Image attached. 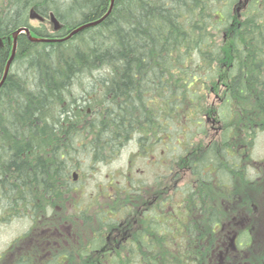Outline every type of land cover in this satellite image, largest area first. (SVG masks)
Here are the masks:
<instances>
[{
	"label": "trees",
	"instance_id": "16d2710c",
	"mask_svg": "<svg viewBox=\"0 0 264 264\" xmlns=\"http://www.w3.org/2000/svg\"><path fill=\"white\" fill-rule=\"evenodd\" d=\"M7 1L0 5V81L17 29L28 27L35 38L64 37L102 18L110 3ZM30 9L47 19L53 13L61 30L30 27ZM74 15L79 20L69 21ZM15 66L23 76L12 72ZM208 125L215 135L198 147L194 139ZM263 131L264 0H114L101 23L66 41L18 36L0 87V201L11 215L29 213L34 222L38 203L57 202L62 189L73 192L86 163L112 159L135 141L143 157H159V178L186 169L195 184L147 207L138 204L142 180L133 185L132 172L120 183L113 177L104 190L114 193L94 196L97 205L108 197L112 203L92 217L86 216L91 206L80 210L91 227L82 248L92 260L84 264H228L253 238L247 225L236 236L222 231L225 210L213 190L237 215L231 187L251 181L254 143ZM138 207L136 223L114 242L111 236ZM79 249L54 245L44 263H35L44 257L33 251L15 264H75Z\"/></svg>",
	"mask_w": 264,
	"mask_h": 264
},
{
	"label": "rangeland",
	"instance_id": "374dc122",
	"mask_svg": "<svg viewBox=\"0 0 264 264\" xmlns=\"http://www.w3.org/2000/svg\"><path fill=\"white\" fill-rule=\"evenodd\" d=\"M5 2L8 3L7 0H0V5H5L3 4ZM62 3H65L64 0L60 2V5ZM78 20L79 16L76 15L69 18L71 22ZM28 23L33 28L44 27L49 32L54 31L48 19L43 24H40L37 20H29ZM12 72L20 77L24 74L23 69L16 68V66L12 69ZM85 80L81 84L75 85L72 92L80 91V87L83 86L82 83H85ZM210 103L212 104L214 101L210 100ZM208 129L209 131L205 136L198 135L194 139L195 145L198 147L204 146L215 135L209 125ZM162 149L163 147L158 149L156 153H160ZM158 159L159 157L153 159L148 156L143 157L138 153L135 141H132L112 159L94 164L86 163L83 166V171H80L79 176L75 178L77 181H75L73 192L68 193L62 189V194L57 202L51 199L38 203L41 210L34 215V222L31 221L29 213L11 215L9 209L4 210L5 202L0 201V259H2V263L14 264V259L17 256L31 254L33 251L35 256L43 255L44 257L50 254L48 248H53L54 245L60 250L62 248L67 249L70 246L80 247L79 252L76 253L75 264H84L86 260H92L88 255L86 246H83L85 249L82 248L84 239L90 233L91 227L84 220L83 222L80 220V217H82L80 210L85 213L87 212L86 207L91 206L86 216L92 217L91 214L96 211L95 209H101L106 202L111 204L113 197H108L105 200L101 199L100 205L102 206H100L97 205L94 196L114 193L111 189L104 190L105 187H109V181L113 177L119 179L117 181L120 183L121 179L125 178L126 175H131L132 172L133 185L140 184L137 181L142 180L146 184V190L143 192L138 204L140 206L147 205V207L161 199L171 198L176 194V190L183 185L195 184L194 178L186 169H180L179 171L175 169L170 176L164 175L162 179L159 178L163 169L160 170L159 165L156 164ZM253 159L255 165L251 167L252 169L250 168L248 174L251 181L245 182L239 179L231 187L230 195L234 200L231 208L236 211L237 215H233L232 211L228 210L230 206L225 201L226 196H220V189L213 190L215 192V195H213L214 200L220 202L222 209L225 210L222 231L234 230L247 225L253 238L251 246L243 253L233 255L234 259L228 264H260L261 254L264 251V164H262L264 161V131L257 134ZM124 199V196L120 197L118 205ZM174 202H177L176 199ZM177 203L180 204V200ZM138 209H135L132 215L129 211V216L125 220L121 219V221L123 220L121 230L115 231L114 236H111L114 238V242L119 241L121 235L131 229V223H136L138 211L141 210V207H138ZM64 216L68 218L72 216L73 218L67 220V222H62L60 217L65 219ZM235 219L239 221L236 222ZM72 221L75 225L72 224ZM239 224L241 225L239 226ZM15 240H19L16 245L14 244Z\"/></svg>",
	"mask_w": 264,
	"mask_h": 264
},
{
	"label": "water",
	"instance_id": "95a60500",
	"mask_svg": "<svg viewBox=\"0 0 264 264\" xmlns=\"http://www.w3.org/2000/svg\"><path fill=\"white\" fill-rule=\"evenodd\" d=\"M113 5H114V0H110L109 8L102 18L98 19L97 21L80 24L77 27H75L74 29H72L71 31H69V33L64 37H60V38H35V37L31 36V32H30V29L28 27H20L19 29H17L11 35V37H12L11 54H10V57L8 58V60L6 62L4 73H3L2 79L0 81V87L2 86V84L4 83V81L8 75L10 65H11V63L14 59L15 53H16L17 38L20 34L26 35L27 39L31 42H34V43H36V42H63V41H66V40L72 38L73 36L77 35L78 33L82 32L83 30L101 23L110 14V12L113 8ZM28 18H29V20H37L39 22L44 21V18L41 15H39L34 9L29 10ZM49 21L52 24L54 32H58L59 30H61L62 25L60 24V22L57 20V18L54 16L53 13L49 14ZM2 46H3V40L0 38V48Z\"/></svg>",
	"mask_w": 264,
	"mask_h": 264
},
{
	"label": "flooded vegetation",
	"instance_id": "af4514ba",
	"mask_svg": "<svg viewBox=\"0 0 264 264\" xmlns=\"http://www.w3.org/2000/svg\"><path fill=\"white\" fill-rule=\"evenodd\" d=\"M1 39H2V38H1ZM262 164H264V161L262 162ZM76 214H77V213H76ZM68 228L70 229V227H68ZM245 228H246V226L240 227V229H245ZM235 229H236V228H235ZM235 229H234V230H231V229H230V230H227V231H228V233H233V232H235V233L233 234V236H236L235 234L238 232V229H239V228H238L237 230H235ZM245 230H246V229H245ZM248 232H249V235H251V234H250V231H248ZM250 237H251V236H250ZM251 244H252V241L249 242L248 247H247L245 250H247V249L251 246ZM245 250H243L242 252H239V253H243ZM236 254H237V252L233 253L232 255H236ZM262 254H263V252H262ZM262 254H261V255H262ZM22 255H23V254H22ZM232 255H231V256H232ZM32 258H33V257H32ZM27 259H30V258L27 257ZM36 259H37V261H35V263L40 262V261H42L43 263L45 262V261H43L45 258H36ZM36 259H35V260H36ZM233 259H234V256H232V258L230 257L229 263H231V261H232ZM19 260H22V259H17V258H16V259H14V262H13V263L15 264V262H16V261H19ZM0 264H3V263H2V259H0ZM260 264H261V262H260Z\"/></svg>",
	"mask_w": 264,
	"mask_h": 264
},
{
	"label": "bare ground",
	"instance_id": "6f19581e",
	"mask_svg": "<svg viewBox=\"0 0 264 264\" xmlns=\"http://www.w3.org/2000/svg\"><path fill=\"white\" fill-rule=\"evenodd\" d=\"M31 31V30H30ZM33 37V36H32Z\"/></svg>",
	"mask_w": 264,
	"mask_h": 264
}]
</instances>
